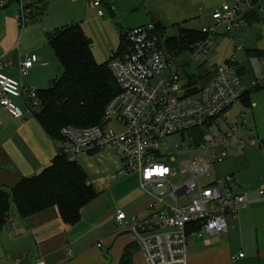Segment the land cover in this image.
I'll list each match as a JSON object with an SVG mask.
<instances>
[{"label":"built area","instance_id":"obj_1","mask_svg":"<svg viewBox=\"0 0 264 264\" xmlns=\"http://www.w3.org/2000/svg\"><path fill=\"white\" fill-rule=\"evenodd\" d=\"M9 1L0 0V8L8 6ZM260 1L236 0L233 7L224 5L215 10L211 16L213 25L201 29L208 39L192 48L188 53L189 60L197 62L206 56L219 26L230 32L247 24L246 17L253 12L258 14V22L263 23L264 7ZM13 2L19 4L14 20L17 27L23 29L30 14L27 3L24 0ZM89 4L97 9L99 17L104 15L100 9L102 0H90ZM122 44L121 55L108 64L119 92L107 105L102 123L89 128H63L58 153L69 161L97 150L115 153L122 165L119 175L136 174L141 190L151 200L147 207L149 216L143 221L127 218L125 212L117 211L116 232L132 234L145 264H187L190 239L226 233L228 218L235 217L248 205L245 196L231 187L233 176L207 185L200 184L198 179L208 177L214 166L224 161L228 152L224 146L230 151L242 150L245 143L254 144L253 139L241 138L246 130L243 124L230 126L223 135L209 141L203 139L197 146L193 144L190 132L212 127L241 101L248 90L233 67V59L226 67L205 60L200 65L204 68L200 74L205 79L204 84L184 82L179 72L173 70L174 64L165 54L153 24L126 31ZM38 61L35 55L20 59L15 66L20 78L26 76ZM10 67L11 63L0 64V108L13 117H20V108L13 101L18 99L27 113H34L39 107L37 91L26 89L20 80L1 73ZM254 85L252 83L250 88ZM111 123L122 131L112 129ZM176 135L188 146L180 149L173 144L167 148L162 143ZM162 146L164 153L160 151ZM190 151H208L211 156L194 157L177 175L173 168L174 156ZM179 176H182L181 182L176 183L174 179ZM259 196L264 198V187ZM237 258H243V254ZM34 264L44 263L36 261ZM61 264H69V261Z\"/></svg>","mask_w":264,"mask_h":264},{"label":"rangeland","instance_id":"obj_2","mask_svg":"<svg viewBox=\"0 0 264 264\" xmlns=\"http://www.w3.org/2000/svg\"><path fill=\"white\" fill-rule=\"evenodd\" d=\"M89 1L43 0L45 7L40 15L41 7L37 0H24L30 14L23 29H19L13 20V15L19 9L17 2H11L9 6L0 10V27L5 32L0 40L6 35V43L14 47L17 56L35 55L39 59L38 64L22 78L26 89L45 90L62 76V66L53 49L48 45L46 37L58 28L79 25L92 42L95 61L103 64L118 52L121 44L120 36L123 32L148 24H159L166 29L165 35L160 36L163 50L173 62V70L179 72L184 82L200 86L204 84L205 79L200 77L204 68L200 65L205 60L209 64L226 67L233 59L235 61L233 67L241 72L243 84L248 90V104L242 101L235 103L212 127L204 128L202 131L204 141H209L223 135L230 126L243 124L246 130L241 138L253 139L255 145L250 146L245 143L242 150L235 148L230 151L224 146L223 149L228 151L224 161L216 164L208 177L199 178L198 182L207 185L232 173L238 176V171L246 173L252 168H263L259 175L264 178V61L246 56V50H264V22L257 20L253 24L247 23L230 32H226L224 26H219L216 31L217 36L212 41V48L205 57L195 62L189 60L188 54L178 57L168 55L164 49L166 38L176 37L180 29L201 32L202 28L213 25L211 16L215 10L221 9L224 5L233 7L236 0H102L100 9L104 13L103 17L97 15V9L91 7ZM260 2L264 7V0ZM235 35L237 36L234 37ZM252 83L255 85L250 88ZM18 107L24 108L21 100L18 102ZM110 127L117 132L122 131V128L114 123H111ZM162 143L167 148L173 144L180 149L188 146L187 142L177 135L166 138ZM164 150L165 147L162 146L160 151L164 153ZM90 155H78L75 162L83 168L88 182L97 193L101 190L105 193L110 188L111 182L110 191L119 203L128 197L148 196L141 190L139 184L138 187H133L132 182L129 181L130 178L137 179L136 174L126 176L118 174L120 163L115 153L109 150H97ZM200 155L210 157L211 153L179 152L174 156L176 162L173 168L176 174L179 175L185 164ZM252 159L253 163L259 160L260 162L252 166L248 163ZM181 177L174 181L181 182ZM249 180L256 184L253 182L254 177ZM120 181L123 183L120 184ZM135 182L137 184V180ZM260 189L256 191L258 196ZM30 241L29 233L22 226V220L18 217L15 206L12 205L9 222L0 233V263L7 264L17 260L22 264H34L39 259L36 252L30 248Z\"/></svg>","mask_w":264,"mask_h":264},{"label":"crops","instance_id":"obj_3","mask_svg":"<svg viewBox=\"0 0 264 264\" xmlns=\"http://www.w3.org/2000/svg\"><path fill=\"white\" fill-rule=\"evenodd\" d=\"M4 34L0 27V37ZM6 40V35L0 40V64L11 63L12 67L1 70V73L20 80L23 85L15 66L24 56H17L14 47H10ZM13 101L18 106L19 100ZM20 111V117H13L0 108V189L9 190L20 179L37 176L51 165L61 148L60 143L53 141L43 131L34 113H27L24 108H20ZM254 145L255 142L250 144ZM118 160L119 174L122 165ZM248 163L252 166L256 164L253 159ZM262 169L252 168L246 173L238 171V176L230 174L234 178L231 187L245 196L248 205L235 217L228 218L226 233L190 239L187 264H264V198L256 192L264 187V178L259 175ZM252 177L256 184L250 182L249 178ZM129 181L133 187L139 186L138 176ZM109 185L105 193L101 190L95 200L82 208L79 222L70 228H65L56 207L26 219L18 216L29 233L30 248L36 252L38 261L44 264L67 261L69 264H145L144 256L135 245L132 234L128 231L116 232L115 217L117 211H123L127 218L145 220L149 216L147 207L151 202L150 197H128L119 203L110 191L111 182ZM98 244L101 247H97ZM239 254H243V258H237Z\"/></svg>","mask_w":264,"mask_h":264},{"label":"trees","instance_id":"obj_4","mask_svg":"<svg viewBox=\"0 0 264 264\" xmlns=\"http://www.w3.org/2000/svg\"><path fill=\"white\" fill-rule=\"evenodd\" d=\"M37 1L41 15L44 2ZM257 20L258 14L254 12L246 17L249 24ZM154 27L159 37L165 35L163 26L155 24ZM125 33L120 36L118 52L103 64L95 61L92 42L79 25L58 28L47 34V43L63 73L49 88L37 90L39 107L34 111V117L53 141L61 145L60 131L63 128H89L102 123L107 105L119 92L108 64L121 55ZM206 39L208 36L200 31L180 29L176 37L166 38L164 49L171 57H178L190 53L194 46ZM246 56L264 61V50L249 49ZM238 73L241 75L239 70ZM248 97L246 92L241 101L248 104ZM190 136L197 146L204 139V132L200 128L193 129ZM98 195L89 184L83 168L58 153L51 165L37 176L22 178L9 190L0 189V233L9 221L12 205L21 219L56 207L65 228H70L79 222L82 208Z\"/></svg>","mask_w":264,"mask_h":264}]
</instances>
